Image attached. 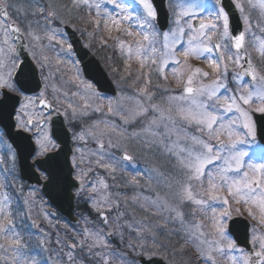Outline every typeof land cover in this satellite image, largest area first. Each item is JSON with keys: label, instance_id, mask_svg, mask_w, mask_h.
Instances as JSON below:
<instances>
[{"label": "rangeland", "instance_id": "374dc122", "mask_svg": "<svg viewBox=\"0 0 264 264\" xmlns=\"http://www.w3.org/2000/svg\"><path fill=\"white\" fill-rule=\"evenodd\" d=\"M16 0H0L1 3H6L7 5L12 6L15 4ZM23 1V0H20ZM34 2H39L38 0H33ZM120 3H123L125 5L130 6L128 11L132 14L133 19L132 20H125L124 16L127 13L121 12L120 9L116 8L114 4H110L107 2V0H95V4H100V8L93 11V20H95L94 28L92 25V30L88 28L86 30V43L90 44L94 49L101 50L102 52L108 53L103 50L102 44L99 42L98 39H96L94 36V33L96 32L98 36L100 37H108L112 34V36H115L118 31H123V27L126 26L131 32L132 41L136 42L139 38L142 37V30L139 28H136L137 21L135 17L140 16V11L144 12V10L140 9V7L136 4H134V1H120ZM177 0L171 1L172 3H175ZM235 3H240L243 7V13L240 11V15L242 18V23L244 26L245 31V41L252 43V54L256 57H258L262 52L260 51V41L264 40V31H261L262 28H264V7L261 5L264 4V0H234ZM70 3L69 1H67ZM133 2V3H132ZM135 2H141V0H135ZM17 3V2H16ZM183 8H190V15L188 17H182L181 20L186 22L188 24H191V21L193 19H200L203 20L204 23H207L209 20L213 24L217 25V28L213 30L212 32H209V35L212 36L211 41H207L204 37V42L208 43L210 46L213 47V51L211 53H205L203 57H192L195 60V64L193 69L199 68L201 70V74H195L193 72H189V75H193V86L199 87L201 84H211L217 77V75L220 72H224V64H227V74L230 72V76L234 82H236L237 86H240V84H244V77L242 79L238 78L239 75L234 72L232 73L231 70H236L237 65L233 61L227 60V55L224 57V63L219 64L218 70L216 72L213 71L212 67L209 64V59L212 60L213 63H218L220 61V54L221 52H224L225 48L224 46L227 45L229 49V40L228 37H222L223 33V19L222 18H215L212 16H209V12L207 9L203 10L201 9V3L202 0H189ZM205 3V2H203ZM46 4H52L50 0H42L40 2V6L43 8H46ZM207 4V3H206ZM143 5V4H142ZM168 5L169 1H168ZM214 8L215 5L211 4ZM237 8V7H236ZM14 9V8H13ZM33 9V8H32ZM30 9V10H32ZM169 9L172 11V15L175 21L176 19V13H178L181 10L180 8L176 7L174 8L169 7ZM249 11V12H248ZM174 12V13H173ZM35 13V14H34ZM256 13L259 20H261V26H258L257 22L255 23L254 14ZM38 14L37 10H32V17L36 16ZM108 14V15H106ZM41 15V13H40ZM253 16L251 20V16ZM247 17V20L245 19ZM50 18V16H49ZM144 18V17H143ZM90 19V18H89ZM88 19V20H89ZM87 20V21H88ZM114 20H119V24L113 23ZM250 23V27H249ZM132 26V27H131ZM177 25L172 23L171 27L169 29H175ZM168 29V30H169ZM191 32L188 33V40L195 36L197 39L194 41V43H200L201 36L199 35L200 28H194L191 27ZM95 30V31H94ZM116 31V32H115ZM148 31H151L150 29ZM205 32H208L207 29L204 30ZM93 33V35H92ZM114 33V34H113ZM119 33V32H118ZM55 35V34H54ZM92 35V36H91ZM163 37V35H162ZM200 38V39H198ZM171 41V37L169 38ZM49 40H54L57 43H59V48L64 49L65 52L68 51V48L63 44L62 38L59 36L57 37V40H55L54 37L49 38ZM200 40V41H199ZM188 42V41H187ZM186 42V43H187ZM53 43V41H52ZM163 43V42H162ZM219 43L221 45L220 52L215 51V44ZM135 44V43H134ZM137 45V44H136ZM187 46V45H186ZM126 50L128 49L127 46ZM178 48V46H176ZM8 49H10V46L8 43H5V40H2L0 43V56L4 52H8ZM179 54L183 55V49L178 53L175 54V58L178 61L180 57ZM231 54L235 56L236 53H233L231 50ZM249 58L254 66L255 73L257 74V77L259 78L262 76V69L260 67H257V61L252 57L251 52L249 51ZM182 58H185L184 56ZM242 58V56H241ZM1 60V59H0ZM203 66L199 67L198 65L202 64ZM241 64V62H240ZM113 66V65H112ZM229 69V70H228ZM112 72H115L113 69ZM207 72L208 76L205 77L202 75V73ZM0 73H4V71L0 68ZM178 73V71H177ZM129 75V73H127ZM81 75V74H80ZM127 75V76H128ZM117 76V74H116ZM181 82L177 83L179 86H175V89L178 90V94H182L183 87L186 86L187 78ZM264 76V75H263ZM60 79H63V76L60 75ZM129 77V76H128ZM234 77H237L234 79ZM223 82H225V78H221ZM117 81L119 83V87L121 88L119 96H116V98L110 99L109 97H99L98 94L95 92L94 88H92L91 84H87L83 78L78 77V83L76 82V85L74 84L73 89H77V93L81 95V99L79 103L78 100H75L74 97H78V95L74 96L72 94V85L67 84L65 79H63V85L60 89H57L56 85L54 84H47V87H45L43 91V95H49L51 98V103H55L54 107L61 112L63 115V118L66 124L69 125L70 129L73 131L76 130L75 138H73V143L75 144L74 151L75 156L72 159V164L74 168L76 167L77 172V179L80 180L83 184H85V194L83 195L86 202L83 204L81 201H79L78 205L82 209L80 215L78 216L79 220L78 223L81 225H85L88 230L94 231L96 229H102L105 240L107 241V247H103L101 245L100 247H97V252L103 251L109 256V264H120V260L118 258H115L112 256L109 249H111L114 252L119 253H126L127 258L129 261H135L137 258V254L133 253L131 249L128 247V244L130 242L136 243L137 241H145L146 237H148V248H152L155 251V255L161 256L164 258L169 264H206V262L203 259H200L197 256L198 250L202 249L205 254L211 253V255L214 257L216 264H243V257L245 255V252H243L240 248L237 246L234 249L229 250L227 245L228 241L231 240L230 237L226 234L227 239H222L221 236L214 230L213 228V218H212V209L216 208V218L219 219V213L223 211L224 209H227L230 212V216L223 218L222 224L225 228L227 226V221L229 218L234 216H242L247 218L251 223V232L254 234V241L253 246L257 249H260L264 251V249H261L260 245L261 243H264V225L260 224L258 222L260 218V211L259 208H257V214L252 212L257 219H252L251 216L248 214V209L250 208V205L253 204H236L234 200L228 196L227 190L220 189L222 192H217V199L216 200H210L211 207H208V203L205 204V206L194 204L193 202H185L183 204L180 203L179 199V193H181L182 189L184 187H187L188 185L182 186L184 182H182V178H180L179 171L182 170L183 166L179 163L180 158H185L183 156L187 157V153H179L177 148H173L174 153H178V155L173 154V164L170 161V157H160V156H154L151 154H144L145 149L150 150L152 149L154 152L157 153L158 148L157 147V141L156 137L151 134V131H145L147 127H149V121L151 119L152 114L149 113L146 117H140L135 120H129V122H125L126 118L131 117L136 111L139 110V104L143 103L145 106L148 105V101L144 98V96L140 93L141 88L147 87V90L155 94V99L152 101V103L160 105L162 108L168 107V97L170 95V91H172L170 86L166 84L167 82L163 80L162 83L158 84V87L161 89V91H165V104H162L160 100V95H158L157 90H153L150 84L141 85L138 84H131L129 80L127 82L123 79L122 75L117 76ZM153 81V80H151ZM257 83V81H252V83H247L246 85L242 86V90L240 92L244 91L245 87H250L252 84ZM152 84V83H151ZM136 86V87H135ZM154 87V85L152 84ZM241 87V86H240ZM155 88V87H154ZM58 91H57V90ZM229 89V88H228ZM227 89V90H228ZM126 90V91H124ZM225 89H221L219 92V95L224 93L221 97L224 96H231V94L224 92ZM182 91V92H181ZM175 94V95H178ZM60 96V97H59ZM63 99V101L67 104V106L64 104L61 106L59 99ZM65 98L67 100H65ZM159 98V100H158ZM126 99L127 101H125ZM29 100L32 101L28 105L26 109L21 110L19 114L22 115L23 122H27L29 119L37 118V115L39 113L35 112V101L33 99H27L23 101V103H27ZM162 100V99H161ZM111 101V107L113 109L112 113H109V102ZM259 104V101H256L250 105H243L241 102V107L244 108H255ZM87 105V107H86ZM97 109H99L97 111ZM75 110V115H74ZM84 112H87V115H83ZM225 116V120H229L235 117L239 116V113H236L235 111L231 113H223ZM251 115V114H250ZM135 121H138L144 126H139L138 123ZM82 123V124H80ZM243 120H240V127H237V131L241 133V138L246 140V144H237V150L238 151H247L249 153L248 156H245L243 160H246V163H252V164H264V158H260L257 155H253L254 152L259 151L258 149L254 147H249L250 141H252V137L245 136L244 133L246 132L245 129L242 128ZM77 124L79 125L78 129L73 128V126ZM254 126V125H253ZM185 127L186 131H190L187 126ZM153 131H159L160 133H163L165 129L163 127L159 128L158 130L155 129L153 126ZM72 131V132H73ZM143 133L144 135H151L152 137H155L151 144L147 145V148L143 145L142 138H140V133ZM84 135V139H79L80 134ZM47 134V136L50 138L47 129L43 128L38 130V134L36 137V140H43L44 135ZM124 135L127 139V143H123L121 138V135ZM193 134L196 136H202V138L207 139L206 135H199L197 132L193 131ZM192 134V135H193ZM191 135V136H192ZM161 144H168L169 147L172 146V141H176L177 137L175 134L171 135L170 137H163L159 135ZM223 137L227 140V136L223 135ZM190 141L189 147H195L193 145V142L191 140V137H188ZM184 140V139H183ZM4 138L0 137V154L2 156H5V160L7 162V170H9V167H11V170L14 169V165H11L10 158L13 157L11 154V151L9 147L3 142ZM37 143V142H36ZM211 143L215 144V140L211 141ZM38 144V151L36 155L42 154L40 144ZM54 144V143H53ZM138 146H137V145ZM248 144V145H247ZM55 145V144H54ZM102 145V147H101ZM55 147H49L48 150ZM79 149V150H78ZM124 151L129 154H131L134 158V162L132 164L124 163L123 161L119 160V156H115V152ZM167 151L159 152L161 155L166 153ZM186 153V154H185ZM79 157L80 162L78 161ZM148 155V156H147ZM169 155V154H168ZM258 157V158H256ZM111 158V159H110ZM148 158H151L148 160ZM136 159V160H135ZM255 160V161H254ZM84 163V164H82ZM103 164H112L114 171L111 168L103 167ZM78 165V167H77ZM81 165V166H80ZM245 169H249L248 166H244ZM126 170V171H125ZM215 171V170H213ZM128 172V174H126ZM249 177H251L253 180L260 178L263 175L261 173H256L253 171H247ZM243 176V172H241ZM12 175V174H11ZM10 175V176H11ZM92 176V178H91ZM236 176V175H234ZM12 180L16 182L11 185V189H14V187L17 189L15 192L16 196V204L19 205V200L23 199L25 200V204L22 205L23 208H28L30 211L27 215L23 216L24 220L27 218L32 219V221L29 222L30 226H34L35 222H38L41 227L38 225L37 232L35 228H31L33 233L29 234V238L33 244L34 241H38L40 243H44L45 241L49 242L50 244L56 245L55 247H58V249H63L65 252V255L63 256L65 259L66 264H86L84 261L81 262L82 258L76 254V252L71 251L72 255L74 256V260L70 261L68 258V253L70 251L65 250L64 245L67 244V246L72 242L76 241L77 239L74 238V236H70L68 239L65 236H62V234H53L54 231L49 230L51 225H56L58 221H56L54 218V215L51 214V210L44 205V203L40 202L39 199H37V196L35 195L34 190H28L24 198H22V194H20V189L22 186L18 183V180L16 178V175H12ZM118 178V180H114L115 178ZM16 178V179H15ZM207 179V177H206ZM100 181H103V184L100 183ZM122 184V185H121ZM92 185H95V190H93ZM104 185H107L105 187ZM24 187V186H23ZM111 187V188H110ZM194 186H191L189 189L193 196L197 199H203L199 198L202 197V195L199 193V191L195 190L193 188ZM110 188V189H109ZM171 188H174L173 190ZM26 189V188H25ZM133 193H131V190ZM95 192V195L93 194ZM202 194H206L207 189L204 190V187L202 188ZM5 196L8 198L7 201H10L8 197V193L4 191L0 193V201H3ZM139 197L142 198V203L145 202L146 205H148L150 208L154 209L158 212V218L154 215L153 219H155V223L153 225L150 224V220L143 217L139 211L138 203L140 202ZM227 198L229 200V203L225 205L223 203V199ZM204 200V199H203ZM6 201V202H7ZM157 202L161 210H157L155 204L153 202ZM189 203V204H188ZM17 205V206H18ZM218 205V207H217ZM46 206V207H45ZM114 207L111 211L109 209ZM197 207V209L202 208L204 211V207H208V223H204V216H185L187 213V208L189 207ZM170 208H177L178 211H181L183 214V221L184 223H181L180 218L176 217L175 212H171L168 209ZM218 208V209H217ZM236 208L240 209V212L237 213L235 211ZM252 208V206H251ZM250 208V209H251ZM18 209H15V212L17 213ZM105 212L108 216V223L106 226H101L97 222L98 212ZM253 211V209L251 210ZM109 212V213H108ZM199 212V211H198ZM211 212V213H210ZM153 214V212L151 213ZM50 215H53L52 217ZM139 218L140 220H136ZM45 219V220H44ZM21 220V218H20ZM143 222V223H142ZM98 223V224H96ZM170 228H175L174 230L180 234V232L183 231V235L181 237L183 238L184 242L181 240V237H177L169 227L167 228V224ZM201 225L198 232H203L204 235L202 239L210 241V242H216L209 246V244H193L190 242H186L188 240V236L190 232L197 231V229L194 227L195 225ZM7 225V223H6ZM132 227H129V226ZM158 225V227H155ZM14 226V225H12ZM11 226V227H12ZM119 226V227H118ZM184 226H186V229L184 230ZM139 227L145 230V235H143L142 232H140ZM108 228L112 229V232L114 234L113 239L111 240L110 244L107 237H106V231ZM162 228H166L169 232L170 236L175 237L173 240V244L171 242L160 240L162 236L168 235L167 233H159ZM81 230V229H79ZM226 230V228H225ZM13 231V230H12ZM185 231V232H184ZM126 232V233H125ZM227 232V230H226ZM13 233H18L14 231ZM13 233L11 234L10 238H6L7 235L2 237L0 240V264H23V262H20V259L18 257V254L22 252L23 254V248L21 240L19 237H22V234L19 236H13ZM64 233V232H63ZM82 233V232H81ZM47 234V235H45ZM83 235L85 233H82ZM56 237L53 239V236ZM121 235L123 236V240H121ZM0 237V238H1ZM79 239L82 238L85 239V235L78 236ZM153 237L155 238V244L152 243ZM17 238L19 243H17ZM168 239V237H167ZM45 240V241H44ZM82 240H80L81 242ZM93 241L91 239L88 240V243H92ZM232 242V241H231ZM61 243V245H60ZM78 244L77 242H75ZM191 247V250L194 251V256L196 258H193L189 256V251L184 247L187 245ZM234 244V243H233ZM60 245V246H59ZM73 245L72 243L69 245ZM184 245V246H183ZM216 247H221L224 249L223 253L215 251ZM19 249V251H17ZM73 250V249H72ZM93 251H96V249H93ZM139 251V249H137ZM62 252V254H63ZM83 253L84 255L88 254V246L87 248L83 247ZM82 254V252L80 253ZM145 256L148 255L147 248L144 253ZM149 256V255H148ZM27 258L23 254L24 263L25 264H39L37 259H34V257ZM185 261V262H184ZM93 264H103V261L100 260L98 257L96 259V263L93 262ZM210 264V262H209Z\"/></svg>", "mask_w": 264, "mask_h": 264}, {"label": "snow or ice", "instance_id": "6c2138e0", "mask_svg": "<svg viewBox=\"0 0 264 264\" xmlns=\"http://www.w3.org/2000/svg\"><path fill=\"white\" fill-rule=\"evenodd\" d=\"M108 3L114 4L116 8L120 9L121 12L127 13L124 16L125 20H132L133 16L128 11V5L118 2V0H107ZM74 5L81 3L88 5L89 7H95L97 9L100 8V4L90 5L89 0H73ZM144 9L146 10L147 19L137 16L135 17L139 28L142 30L143 41L146 43H142L140 41L137 42V48L135 50V54L137 57L141 58V67L147 66V61L151 59L153 64H159L158 71L161 75L164 73V66L169 62L178 63L175 58L176 45L180 43L182 36L185 34L184 28L179 27L181 23L182 17H188L190 15V8H183L176 13V19L173 21L177 27L175 29L169 30H159L158 25H153L151 21H158V13L153 8L152 4L148 3V0H141ZM216 7L214 8L211 4H204L203 0L201 3V9H207L209 12V16L215 18L223 19V33L222 37H229V17L225 12L222 6V0H215ZM264 7V4L261 5ZM10 7L4 3L0 6V16L3 17V20H0V24H3L4 21L8 18V12L5 8ZM39 8V12L41 14L44 13L45 9L37 5ZM236 7L243 13V7L240 3H236ZM35 14V13H34ZM108 15V14H106ZM49 16L52 19H49ZM45 19L48 20L49 23H52L54 19H58L56 13L49 12L48 16H45ZM247 20V17H245ZM113 23L119 24V20H114ZM189 28L192 27L191 24L188 25ZM250 27V23H249ZM200 32L199 35L206 38L207 41L212 40V36L209 35V32H212L217 28L216 24H213L211 20L207 23L202 22L199 26ZM151 31H148V30ZM207 29L208 32L204 30ZM8 31L15 33L19 32V28L8 25L6 27V35ZM264 31V28L261 29ZM163 35V45L162 49L159 50V60L156 59L158 54V49L155 46L157 44V37ZM131 35V33H129ZM171 37V41L170 38ZM51 39V37H49ZM197 37H191L187 46L183 47V55L185 57V62L189 57H203L205 53H211L214 49L208 43L201 41L200 43H194ZM234 40V48L236 50L235 56L231 54V49L224 46V52L220 54V61L218 63H213L211 59H209V64L212 67L213 71L216 72L218 70L219 64L224 63V57L227 55L228 61H233L237 66H240L241 62V52L244 47L245 42V32H240L238 35H234L231 37ZM5 43H7V39H5ZM215 51L220 52L221 45L219 43L214 46ZM260 51L264 53V40L260 41ZM3 66V61H0V67ZM15 66V65H13ZM227 64H224V72H220L216 79L211 84H201L199 87L193 86V75H189L187 78L186 86L183 87L182 94L179 95H171L168 97V107L162 108L160 105L152 103L155 99V94L148 91L147 87L141 88L140 93L144 96V98L148 101V105L145 106L143 103L139 104V110L136 111L131 117L126 118L125 122H129V120H135L140 117H146L149 113L152 114L151 119L149 121V127L145 129V131H151L153 136L161 135L163 137H170L175 134L177 137L176 141H172L173 148H179V141L181 139H187L188 134L182 125L187 124L188 126L195 125L197 131L206 135L207 139L202 138V136L192 135L191 140L195 147H187V148H179V153H187L186 158H180L179 163L188 171L185 172L186 180L188 181V186L184 187L179 193L180 203L183 204L185 202H193L197 205H205L207 202L203 199H197L193 196V193L189 190L191 188V181H201L204 177L208 179V199L216 200L218 197L212 195L213 191L218 192L220 189L225 188L227 190V194L231 197L236 204H253L259 208L260 218L258 222L264 225V176L253 180L249 177L248 172L244 171L242 177L238 176H230L229 173H237L239 174L244 168L243 159L245 156H248L249 153L247 151H238L237 144H245L246 140L241 138V133L237 131V127H240V120H243L242 128L246 130L244 133L245 136L252 137V141H250V146L258 149L260 152L264 153V145L256 142V132L252 123V118L250 113L256 112L260 114H264V76L257 77L255 71H251L252 65L251 62H248V68L250 71L243 73V75H247L250 77L251 81H257V83L252 84L250 87H245L244 91L240 92L237 95L236 92H233L231 96H224L223 98L219 95L221 89H225L227 91V85L221 79L222 77L226 78L227 74ZM175 69L173 72L175 73ZM191 71L195 74H201V70L199 68L191 69ZM203 76L207 77L208 73H202ZM243 75L238 78L242 79ZM12 74L9 72L7 76L3 73H0V95L3 94L2 90L8 89L13 92L19 91L15 86L14 80L11 78ZM237 77H234L236 79ZM167 91V90H165ZM43 96V92L40 94ZM256 101H259V104L255 108H244L241 107V102L243 105L247 106ZM32 103L29 100L27 103H22L20 105L21 110L26 109L28 105ZM40 104L45 107H51V105L47 104L44 99H40ZM87 107V105H86ZM99 109H97L98 111ZM109 113L113 112L111 107V101L109 102ZM235 111L239 113L238 117L225 120V116L223 113H231ZM175 112V115H173ZM75 115V110H74ZM83 115H87V112H84ZM18 124L17 127H22L26 131H31L29 127L32 125V120L29 119L27 122H23L22 117L19 112L17 113ZM153 126L155 129H159L163 127L165 131L160 133L159 131H153ZM227 136V143L221 136ZM79 139L83 140L84 135L81 133L79 135ZM215 140L216 143L213 144L211 141ZM37 143L40 144V148L42 152H46L49 147H55L52 140L44 135L43 140H38ZM102 147V145H101ZM79 150V149H78ZM169 151H172L170 148ZM178 155V153H173ZM255 155V153H253ZM111 159V158H110ZM124 160H131V157L125 155L123 157ZM103 167L111 168L113 171L115 170L112 164H103ZM215 167V171L212 170V167ZM78 167V165H77ZM248 168L256 173L264 172V164H248ZM103 184V181H100ZM107 187V185H104ZM93 190H95V185H92ZM7 197L5 196L3 201H0V214H4L6 211ZM157 208V210H161L160 205L157 202H153ZM223 203L227 205L229 200L227 198L223 199ZM211 207V205H208ZM171 212H175L176 217L180 218L181 223L183 224V214L181 211H178L177 208L168 209ZM214 213L213 217V228L214 230L221 236L222 239H227L226 230L223 227L222 220L223 218L229 217L230 212L227 209H224L219 213V219L216 218V210L212 209ZM235 211L237 213L240 212L239 208H236ZM249 216L252 219H257V217L252 213L251 209H248ZM101 220L106 224L107 216L103 211L100 212ZM13 225L12 221H9L7 225L0 223V232H7L11 230V226ZM119 227V226H118ZM129 227H132L131 225ZM197 231L190 232L188 236V240L186 242L197 244H209L211 247L212 244L216 242H210L202 239L204 233L198 232L201 225L197 224L194 226ZM187 231V229H186ZM113 233H109L111 236ZM15 235V233H13ZM85 239L80 242L79 245L73 244L70 247L72 249L76 247H80L83 249L85 244L88 246V254L90 256L95 255L103 261V264H109V256L103 251L93 252V249L100 247H107V241L105 240L104 233L102 229H96L94 231H90L88 229L85 230ZM91 239L93 242L88 243V240ZM121 240H123V236L121 235ZM17 243H19L17 238ZM152 243L155 244V238L153 237ZM128 247L131 249L133 253L137 255L144 254L147 248V253L149 258L152 255H155V251L152 248L147 247V243L144 241H137L136 243L130 242ZM228 249H234L235 245L228 241L227 245ZM261 249H264V243L260 245ZM139 249V251H137ZM19 251V249H17ZM112 256L118 258L120 260V264H136L135 261H129L126 253L114 252L109 249ZM215 251L223 253L224 249L221 247H216ZM197 256L200 259H203L206 264H216L214 257L211 253L205 254V252L200 249L197 252ZM255 256L259 258V261H264V251L256 252ZM68 258L70 261L74 260V256L70 251L68 253ZM259 261L256 264H259ZM243 264H249V259L245 254L243 257Z\"/></svg>", "mask_w": 264, "mask_h": 264}, {"label": "water", "instance_id": "95a60500", "mask_svg": "<svg viewBox=\"0 0 264 264\" xmlns=\"http://www.w3.org/2000/svg\"><path fill=\"white\" fill-rule=\"evenodd\" d=\"M155 5L162 6V0H153ZM222 6L227 11L230 19V33L231 37L238 35L242 32V26L237 18V13L233 4L230 0H222ZM159 9V8H158ZM161 10L159 9V12ZM165 20V13L159 15V23L163 28ZM163 24V25H162ZM72 36V35H71ZM69 36L72 40L73 47H75L76 52L82 63V68L84 69V74L86 78L92 80L100 91H105L108 93H113L112 88L107 83L104 74L98 67L96 61L89 56V54L79 47L78 41L72 36ZM16 39V38H15ZM233 45L234 40L232 39ZM20 49V48H18ZM17 49V50H18ZM20 52V51H19ZM26 62V61H25ZM27 64V63H24ZM27 66L22 65L19 74L22 75L18 77V82L20 85L23 84L24 75ZM244 73L250 71L248 66L242 69ZM37 88L24 87L22 90L26 93L35 92ZM16 105V99L6 96L3 101L0 102V124L5 130L10 144L17 150L20 171L23 178L28 180L31 184L43 185L42 192L45 197L49 200L51 205H53L62 215H65L69 219L71 217L73 195L70 194L73 188H76L77 184L71 178L72 168L69 163L70 156V146H69V135L65 131L64 126L58 116L52 121L51 134L55 142L58 143L59 148L56 152H53L43 158V160H37L35 163L30 164L29 158L34 152V146L31 143L30 137L22 133L21 131H13L14 123H12L13 110ZM257 125V136L258 139L264 144V115L255 116V121ZM33 165L47 176V180L41 184L38 175L33 169ZM229 232L234 236L237 243L248 250L250 258L253 264H256L258 258L255 256V252L249 248L248 244V233L247 227L244 221L233 220L230 222ZM143 264H161L158 261L144 262Z\"/></svg>", "mask_w": 264, "mask_h": 264}, {"label": "flooded vegetation", "instance_id": "af4514ba", "mask_svg": "<svg viewBox=\"0 0 264 264\" xmlns=\"http://www.w3.org/2000/svg\"><path fill=\"white\" fill-rule=\"evenodd\" d=\"M14 64H15V61L13 59L12 60H8L7 63H3V68H5V69H12V67H13Z\"/></svg>", "mask_w": 264, "mask_h": 264}]
</instances>
